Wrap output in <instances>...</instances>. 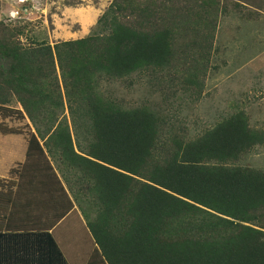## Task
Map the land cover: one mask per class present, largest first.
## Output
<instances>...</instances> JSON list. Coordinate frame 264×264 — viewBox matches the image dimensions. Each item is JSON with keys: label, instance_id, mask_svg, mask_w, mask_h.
<instances>
[{"label": "trees", "instance_id": "obj_1", "mask_svg": "<svg viewBox=\"0 0 264 264\" xmlns=\"http://www.w3.org/2000/svg\"><path fill=\"white\" fill-rule=\"evenodd\" d=\"M225 12L221 0H112L88 35L52 45L0 22V104L20 103L83 214L80 201L95 207L76 242L94 247L86 264H264V169L240 163L264 129L237 110L195 136L164 133L160 109L101 90L186 69L200 88ZM51 223L19 245L0 234V264H70Z\"/></svg>", "mask_w": 264, "mask_h": 264}, {"label": "rangeland", "instance_id": "obj_2", "mask_svg": "<svg viewBox=\"0 0 264 264\" xmlns=\"http://www.w3.org/2000/svg\"><path fill=\"white\" fill-rule=\"evenodd\" d=\"M111 1L0 0V22L22 27L18 39L25 45L34 39L52 45L88 35ZM221 2L226 12L215 30L214 51L205 74L198 72L200 88L189 83L193 76L186 69L103 82L102 92L127 106L148 103L160 109L173 125L164 126V133L183 126L187 136H195L237 110L245 112L252 127L264 129V0ZM41 145L20 103L14 97L1 103L0 159L5 156V166L0 172L5 181H0V207H9L8 219L1 224L41 229L60 221L63 224L55 236L68 262L86 264L94 257V247L85 237L82 247L76 242L95 207L80 201L83 214L74 200L76 190L70 194L53 160L45 149L39 150ZM240 163L264 169V146H256ZM8 179L17 182L5 187L2 184ZM65 208L67 218L57 220Z\"/></svg>", "mask_w": 264, "mask_h": 264}, {"label": "crops", "instance_id": "obj_3", "mask_svg": "<svg viewBox=\"0 0 264 264\" xmlns=\"http://www.w3.org/2000/svg\"><path fill=\"white\" fill-rule=\"evenodd\" d=\"M13 146H15V147H13V149H15V150H17V148L16 147H18V145L17 144H14ZM8 159H7V162H9V159H10V156L9 157H7ZM12 158H13V156L11 157V161H12ZM5 159V156H4V158H1L0 159V171H2L3 170V168H4V163H2V161ZM4 177H2V172H0V181H2V182H4L5 181V179H3ZM1 205H2V203H1ZM3 206V205H2ZM5 212H6V209L4 208V207H0V234H9L8 236H7V240L9 239V238H11L10 240H11V243H12V241H16V242H18V244L17 245H19V237H17V234L18 233H21V232H23V231H30V230H37L38 228H23V226H14V225H2L1 223L2 222H4V221H6V219H4V216H5ZM2 220V221H1ZM55 229V228H54ZM53 230V229H52ZM59 232V231H58ZM57 232V233H58ZM6 241V237L5 238H3V239H0V256H2L3 255V251H4V249H3V247L5 246L4 245V242ZM13 244V243H12ZM11 246H13V245H11Z\"/></svg>", "mask_w": 264, "mask_h": 264}]
</instances>
